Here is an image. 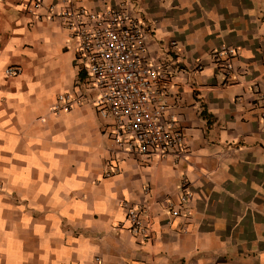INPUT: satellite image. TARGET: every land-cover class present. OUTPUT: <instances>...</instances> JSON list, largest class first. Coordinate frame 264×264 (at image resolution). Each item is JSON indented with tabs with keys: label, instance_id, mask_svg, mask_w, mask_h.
<instances>
[{
	"label": "crops",
	"instance_id": "1",
	"mask_svg": "<svg viewBox=\"0 0 264 264\" xmlns=\"http://www.w3.org/2000/svg\"><path fill=\"white\" fill-rule=\"evenodd\" d=\"M132 3L150 55L178 64L165 101L187 152L127 156L112 173L108 119L89 103L50 112L78 76L61 23L0 0V264H264V119L252 89L264 91V0ZM223 45L236 49L230 84L208 59ZM7 66L21 72L7 77ZM182 179L192 198L171 216ZM123 201L143 208L150 236L128 229Z\"/></svg>",
	"mask_w": 264,
	"mask_h": 264
},
{
	"label": "built area",
	"instance_id": "2",
	"mask_svg": "<svg viewBox=\"0 0 264 264\" xmlns=\"http://www.w3.org/2000/svg\"><path fill=\"white\" fill-rule=\"evenodd\" d=\"M24 9L36 19H58L67 34L66 47H72L78 76L72 91L61 93L50 112L68 111L81 103L91 104L98 115L108 119L111 129V172L120 170L119 161L133 157L143 163L150 157L173 155L179 159L187 149L183 132L169 113L165 96L178 64L166 56H151L150 27L139 20L132 0L115 6L92 9L77 0H59L58 5L44 0H22ZM44 9L46 14H41ZM174 44V42H172ZM236 49L223 45L208 53V59L221 69L224 84L232 83ZM197 63L193 70L202 69ZM19 67L7 66V77L17 76ZM264 119V91L252 83ZM177 202L169 209L179 216L191 200L189 181L182 179ZM128 229L134 234L151 235V224L144 222L143 208L123 201ZM189 216L188 211L184 212Z\"/></svg>",
	"mask_w": 264,
	"mask_h": 264
}]
</instances>
